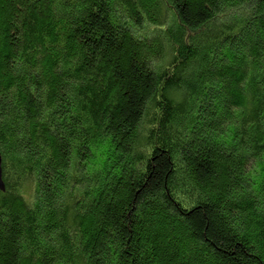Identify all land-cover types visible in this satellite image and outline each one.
Wrapping results in <instances>:
<instances>
[{"label":"trees","instance_id":"1","mask_svg":"<svg viewBox=\"0 0 264 264\" xmlns=\"http://www.w3.org/2000/svg\"><path fill=\"white\" fill-rule=\"evenodd\" d=\"M0 264H264V0H0Z\"/></svg>","mask_w":264,"mask_h":264},{"label":"water","instance_id":"2","mask_svg":"<svg viewBox=\"0 0 264 264\" xmlns=\"http://www.w3.org/2000/svg\"><path fill=\"white\" fill-rule=\"evenodd\" d=\"M2 162L3 160L1 159V153H0V191L5 192L6 184H4L3 182Z\"/></svg>","mask_w":264,"mask_h":264}]
</instances>
